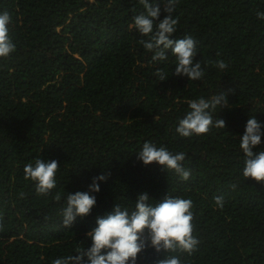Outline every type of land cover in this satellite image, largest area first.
I'll use <instances>...</instances> for the list:
<instances>
[{
    "label": "trees",
    "instance_id": "obj_1",
    "mask_svg": "<svg viewBox=\"0 0 264 264\" xmlns=\"http://www.w3.org/2000/svg\"><path fill=\"white\" fill-rule=\"evenodd\" d=\"M3 11L16 49L0 58V264H52L88 246L85 233L116 201L132 206L144 192L193 200L200 244L180 254L185 264H264V181L244 178L239 148L247 120L264 122V19L256 15L264 0H178L172 38L197 40L205 75L196 81L173 75L170 54L152 61L140 43L147 37L130 27L139 0H0ZM214 94L226 96L216 113L225 127L180 137L188 101ZM147 140L185 152L189 180L138 161ZM38 157L61 166L49 196L24 179V165ZM101 173L109 178L97 206L64 227L55 193L86 190ZM163 255L150 248L139 264Z\"/></svg>",
    "mask_w": 264,
    "mask_h": 264
},
{
    "label": "clouds",
    "instance_id": "obj_2",
    "mask_svg": "<svg viewBox=\"0 0 264 264\" xmlns=\"http://www.w3.org/2000/svg\"><path fill=\"white\" fill-rule=\"evenodd\" d=\"M139 3L143 11L134 16L130 27L147 37L140 43L153 53L152 61L167 63L170 54L173 75L187 77L190 81L203 79L205 68L196 60L197 40L191 35L172 38L177 32L178 17L174 13L178 0H139ZM256 15L258 19H264V11H257ZM10 22V14L0 12V58L8 57L16 49L10 35ZM215 66L221 71L228 67L224 60L215 61ZM156 76L165 81L168 72L157 70ZM225 105L227 99L223 94L189 100L175 132L182 138H190L206 134L213 127H225V121L216 116L218 109ZM261 144H264V122L252 116L239 136L245 179L264 181V149L255 151ZM135 153L137 160L145 166L155 163L184 181L191 176V170L184 164L185 152L172 151L165 145L147 140ZM60 167L56 159L38 157L24 165V179L34 183L39 195L49 196L57 188ZM108 178L101 173L91 177L86 190L55 193L54 199L63 201L60 215L64 227L72 228L78 218L84 219L92 213L98 203L101 184ZM224 203L223 196L215 197L218 207L223 208ZM194 227V202L190 197L169 194L155 201L147 192L140 193L132 206L116 201L110 211L97 216L95 226L85 233L90 244L75 245L65 255L54 259L52 264H139L142 254L150 248L164 254L156 264H185L180 254L191 256L200 244L194 235Z\"/></svg>",
    "mask_w": 264,
    "mask_h": 264
}]
</instances>
